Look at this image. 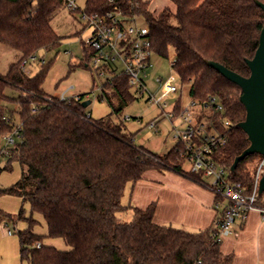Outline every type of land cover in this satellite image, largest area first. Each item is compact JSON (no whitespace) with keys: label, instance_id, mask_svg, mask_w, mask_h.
Returning <instances> with one entry per match:
<instances>
[{"label":"trees","instance_id":"16d2710c","mask_svg":"<svg viewBox=\"0 0 264 264\" xmlns=\"http://www.w3.org/2000/svg\"><path fill=\"white\" fill-rule=\"evenodd\" d=\"M172 1L176 11L166 8L158 16L142 0H86L84 12L138 16L149 27L155 54L167 57L169 49L174 50V71L191 100L201 106L200 120H212L227 137L214 151V160L226 170L230 182L252 194L258 167L254 162L261 155L248 156L231 171L236 157L250 145L238 127L246 117L240 102L242 91L207 62H218L244 77L250 75L246 60L254 57L264 24V13L256 1L264 4V0ZM65 7L67 0H0V43L20 54L6 74L0 72V135L11 134L19 123L22 135L21 142L9 150L10 163L19 162L21 177L0 193L28 201L32 212L43 216L49 237L62 238L70 247L62 251L45 245L44 236L31 229L19 231L21 258L31 264H233L234 255L221 250L216 223L197 232L159 225L154 222L156 203L146 209L133 207L130 221L118 218L128 208L122 203L128 184L137 183L149 170H172L199 183L204 176L183 168L186 159L179 144L159 155L137 144L124 123L113 120V115H121L138 100L121 73L101 87L100 99L112 110L105 119L85 121L82 116L88 112L80 100L59 103L52 97L57 101H46L51 96L43 89L45 64L30 77L21 62L41 49L58 47L61 38L52 27V18ZM84 53L81 64L89 66L94 53L86 43ZM8 87L19 91L18 96H9ZM210 96L220 98L225 112L210 114L203 109ZM36 106L39 110L33 112ZM226 120L229 128L224 125ZM10 169L11 164L0 167V173ZM263 194L257 195L261 206ZM216 203L225 205L220 198ZM22 218L23 212L12 215L0 210V224Z\"/></svg>","mask_w":264,"mask_h":264},{"label":"rangeland","instance_id":"374dc122","mask_svg":"<svg viewBox=\"0 0 264 264\" xmlns=\"http://www.w3.org/2000/svg\"><path fill=\"white\" fill-rule=\"evenodd\" d=\"M77 5L81 9L80 11L71 12L68 7H65L53 16L52 27L61 38L60 44L52 50L41 49L37 51L36 56L38 59L35 61L28 60L26 73L30 77H33L45 67L47 74L43 83V89L51 97H58L68 88H72L70 95L89 94L91 104L87 107V112L92 113L95 120H101L107 118L112 113L107 101L100 99V89L106 80L110 78V74L106 73L100 76L91 62L89 66L81 64L85 60L84 45L90 38L92 30L81 19V14L86 8V0H77ZM138 23L143 26V19H138ZM19 56V52L0 43V72L6 74L9 67L19 59ZM41 60L45 61L43 67L40 65ZM174 61L175 52L172 48L169 49L167 57L157 54L153 55L154 67L149 72L147 85L150 93L155 98L163 96L161 85L156 82V78L159 76L164 81L169 79L175 72L172 66V62ZM174 82L181 88L177 77L174 78ZM181 90L183 101L187 107L191 100L188 88L183 86ZM6 93L15 98L18 96L19 91L8 87ZM148 97L149 94L146 93L143 98L126 106L121 115H113L112 117L115 122L124 123L127 132L134 134L137 144L144 146L149 151L164 155L176 145L174 127L181 128L184 124L182 120L172 123L164 118L161 108L155 103L150 102ZM177 99L178 96L165 98V111L171 110ZM8 105L13 110L17 109L15 103H9ZM126 117H129L130 120L127 121ZM15 118L18 123L17 116ZM151 122L156 123V127L152 130L147 128ZM20 142L21 140L15 137V143L6 145L5 136L0 135V167L4 168L6 165L11 164L10 170H4L0 173V189L14 185L21 177L19 162L13 160L10 163L9 157V150L15 148ZM261 159L262 157L259 156L255 160L256 167L259 165ZM183 168L188 171L190 163L185 162ZM207 184H212V179L204 177L201 186L213 194L207 187ZM131 188L132 184H128L123 198V202L127 205H129L130 201ZM0 210L12 215H18L20 212H23L24 215V218L18 219L15 222L0 224V264H31L28 259L21 258L18 235L19 231L28 229H31L37 235L44 236L43 243L45 245L56 247L62 251L70 249L62 238L49 237L48 227L43 216L32 212L31 204L28 201H24L21 197L0 193ZM117 216L122 221H130L133 216V210L128 208L119 212ZM174 227L188 230L182 225ZM8 230L12 232L11 235L7 234ZM229 237L224 236L222 240L226 241V238ZM231 237L233 238L234 236Z\"/></svg>","mask_w":264,"mask_h":264},{"label":"built area","instance_id":"2783aa9c","mask_svg":"<svg viewBox=\"0 0 264 264\" xmlns=\"http://www.w3.org/2000/svg\"><path fill=\"white\" fill-rule=\"evenodd\" d=\"M67 7L72 11H79L74 0H67ZM81 19L86 22L87 27L92 30L90 38L86 45L93 51L91 63L96 72L102 76L110 74L108 81L116 73L123 74L128 78L129 85L135 96L140 99L149 94L148 100L158 105L162 110V115L167 120H182L184 126L174 127V138L176 144L183 149L182 157L190 163L188 171L193 173H203L204 177L212 179V184L207 187L213 192L216 198H220L225 205L222 207V214L216 220V226L219 228V239L224 236L237 235V222L245 221L251 210L257 209L264 216V206L257 204V195L260 180L264 174V156L257 167L255 174V186L252 194H247L244 187L239 183H232L227 177L226 170L221 167L213 157L214 151L227 142V137L222 136V132L213 123L212 120H200L202 115L201 106L194 100L189 101L186 107L182 96V87L184 86L177 73H173L169 79L164 81L161 77L156 78V82L161 85L163 96L155 98L147 85V78L150 70L154 67L153 43L150 36L149 27L144 22L141 26L138 23V16L126 17L119 11H109L105 14H88L82 12ZM37 60L36 54L21 62V68L26 72L28 60ZM45 64L44 60L40 65ZM175 61L172 62V66ZM179 79L181 88L174 82V78ZM72 88L63 91L57 98L47 97V102H67L71 99L86 101L90 99L89 94L84 97L79 95H70ZM102 93V88L100 89ZM178 99L171 110L165 111V98L176 97ZM203 109L208 110L210 114H221L225 108L220 98L210 96ZM39 107H34L33 112H37ZM203 117V116H201ZM82 118L87 122H92L93 116L90 112L84 114ZM129 121L130 118L126 117ZM226 127H230V122H224ZM156 123L151 122L147 128L154 129ZM15 137L22 140L21 124L19 123L15 131L5 136L6 145L15 143ZM135 140V138H134ZM7 152V151H6ZM8 153V152H7ZM221 207V204H217ZM12 234L10 230L7 231ZM40 247V244L37 245Z\"/></svg>","mask_w":264,"mask_h":264},{"label":"crops","instance_id":"0c3cea01","mask_svg":"<svg viewBox=\"0 0 264 264\" xmlns=\"http://www.w3.org/2000/svg\"><path fill=\"white\" fill-rule=\"evenodd\" d=\"M74 1L77 5V0ZM142 1L148 3L149 10L156 16L166 8L176 11L172 0ZM122 203L131 209H146L156 203V224L182 225L192 232L212 227L222 209L217 207L214 194L203 188L201 183L172 170L165 173L147 171L140 181L132 184L129 205L123 199ZM235 228L237 235L222 240V252L234 255L233 264H264V216L257 209L253 210L245 221L237 222Z\"/></svg>","mask_w":264,"mask_h":264},{"label":"water","instance_id":"95a60500","mask_svg":"<svg viewBox=\"0 0 264 264\" xmlns=\"http://www.w3.org/2000/svg\"><path fill=\"white\" fill-rule=\"evenodd\" d=\"M264 13V4L256 1ZM250 75L244 77L224 65L208 61L207 65L222 75L231 83L237 85L242 94L240 102L246 110L245 120L238 124L248 137L250 145L242 154L236 157L231 171L234 172L239 163L248 156L258 154L264 156V24L259 37V45L252 59L246 60ZM91 104V100L82 103L84 108ZM264 193V174L259 183L258 194Z\"/></svg>","mask_w":264,"mask_h":264}]
</instances>
